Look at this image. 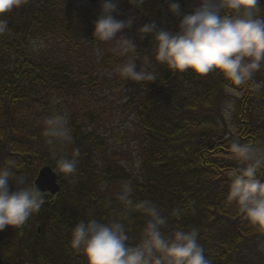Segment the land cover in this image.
Instances as JSON below:
<instances>
[{
  "label": "trees",
  "instance_id": "16d2710c",
  "mask_svg": "<svg viewBox=\"0 0 264 264\" xmlns=\"http://www.w3.org/2000/svg\"><path fill=\"white\" fill-rule=\"evenodd\" d=\"M170 0H145L140 8L132 5L127 17L136 18L124 34L138 45L133 57L140 66L154 72L157 80L147 84L125 81L127 100L123 112L133 115L138 128L140 166L138 176L119 165L107 152V142L99 130L100 115L87 104L79 107L85 84L78 61L71 55L79 49L80 37L93 39L99 17L86 6L74 9L67 0H22L3 17L8 31L0 35V166L14 162V171L27 185L38 170L49 166L57 177L59 192L44 195L45 204L37 214L16 228L0 232L1 264H86L82 253L70 246L75 224L96 219L119 220L129 237L128 244L139 243L146 218L126 210L115 188L128 185L135 202L149 200L168 218L162 231L197 229L198 242L211 264H264V231L251 225L230 198V176L239 167L230 151L239 140L253 147H264V70L254 77L260 85H231L219 73L196 77L190 71L172 73L155 61L151 37L141 40L138 29L155 22L158 28L178 31L181 17L168 12ZM181 14L197 5L195 0H176ZM236 15L240 12L233 13ZM264 18V0L257 6ZM33 41L45 42V49H33ZM61 48V49H60ZM147 58L148 63H146ZM105 47L101 67L124 63ZM88 92L96 79L84 73ZM236 95L230 119L224 115L228 92ZM65 105L73 140L56 145L45 143L43 120L61 113ZM100 113V112H99ZM80 150L77 171L64 177L55 168L60 157ZM259 177L264 180V169ZM15 189V182H9ZM33 187V186H32ZM181 209L179 216L172 215ZM127 211V217L123 214ZM39 229V234L37 230ZM254 251L252 257L247 252Z\"/></svg>",
  "mask_w": 264,
  "mask_h": 264
},
{
  "label": "clouds",
  "instance_id": "9594fccd",
  "mask_svg": "<svg viewBox=\"0 0 264 264\" xmlns=\"http://www.w3.org/2000/svg\"><path fill=\"white\" fill-rule=\"evenodd\" d=\"M129 5L140 8L145 0H127ZM196 7L188 14H181L176 0L168 3V12L181 17L178 31L158 28L155 22L138 29L141 40L151 37L155 61L172 73L191 72L196 77L219 73L231 85L242 86L253 82L255 75L264 70V18L257 15L260 0H195ZM22 0H0V35L8 31V21L3 17ZM119 0H101L100 15L94 23L93 39L110 44L111 52L128 59L115 71L125 81L150 84L157 80L154 72L140 66L133 58L138 45L124 34L131 29L136 18L118 20L115 13ZM240 12L236 15L233 13ZM35 50L36 42L33 41ZM99 55V49L97 50ZM148 63L147 58H145ZM225 117L230 113L225 111ZM42 136L45 143L55 147L73 140L66 114L54 113L43 120ZM230 151L239 164L230 176L229 195L244 213L245 219L257 230L264 231V180L259 177L264 169V147H253L234 140ZM80 150L74 149L69 157L55 161L56 170L64 177L77 171ZM15 182L10 189L9 182ZM132 189L125 185L119 200L126 210L141 213L146 218L139 243L129 245L124 224L119 220L101 222L90 219L75 224L70 246L83 254L86 264H211L205 250L198 242L197 229L177 230L171 235L162 231L168 222L156 205L149 200L135 202ZM39 189L27 185L14 171V162L0 166V232L6 227L16 229L39 213L45 204ZM181 209L173 210L179 216ZM127 217V211L123 214Z\"/></svg>",
  "mask_w": 264,
  "mask_h": 264
},
{
  "label": "rangeland",
  "instance_id": "374dc122",
  "mask_svg": "<svg viewBox=\"0 0 264 264\" xmlns=\"http://www.w3.org/2000/svg\"><path fill=\"white\" fill-rule=\"evenodd\" d=\"M67 3L74 9L76 6H86L90 13L100 15V3L89 4L83 0H67ZM131 6L127 0H119L117 11L121 13V17L125 18L130 13ZM109 44L101 42L88 41L82 37L79 39V49L76 54L71 55L73 62L78 61L80 66V76L82 83L85 84V90L78 101L79 107L87 104L91 109L96 110L100 115L101 124L99 130L104 135L107 142V152L109 155H115L119 165H121L128 173L138 176L140 157L138 148L139 131L132 114L123 112L121 106L127 100L128 92L123 88V81H119V74L115 69L120 65L112 67H101L100 59L104 54V49ZM48 45L45 42H36L35 49H45ZM61 49V48H60ZM99 49V55L97 50ZM84 73L91 75L96 79V88L93 92H88L89 83L84 78ZM229 99L224 105L225 111L230 113L233 103L234 92H228ZM61 114H68L69 110L65 105L60 107ZM100 112V113H99ZM230 119V116L227 120ZM124 187L115 188V191L122 192ZM254 251L247 252L252 257Z\"/></svg>",
  "mask_w": 264,
  "mask_h": 264
},
{
  "label": "water",
  "instance_id": "95a60500",
  "mask_svg": "<svg viewBox=\"0 0 264 264\" xmlns=\"http://www.w3.org/2000/svg\"><path fill=\"white\" fill-rule=\"evenodd\" d=\"M89 4H96L100 0H83ZM32 186L42 191L43 194L48 193L50 196H55L59 192V185L57 184V177L49 166H44L39 169ZM39 233V230H37ZM1 264V260H0Z\"/></svg>",
  "mask_w": 264,
  "mask_h": 264
},
{
  "label": "flooded vegetation",
  "instance_id": "af4514ba",
  "mask_svg": "<svg viewBox=\"0 0 264 264\" xmlns=\"http://www.w3.org/2000/svg\"><path fill=\"white\" fill-rule=\"evenodd\" d=\"M47 195V194H46Z\"/></svg>",
  "mask_w": 264,
  "mask_h": 264
}]
</instances>
